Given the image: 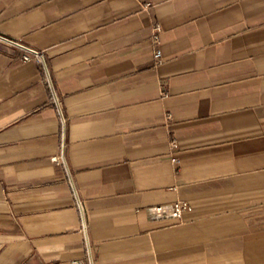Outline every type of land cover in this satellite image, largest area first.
<instances>
[{"label": "crops", "instance_id": "1", "mask_svg": "<svg viewBox=\"0 0 264 264\" xmlns=\"http://www.w3.org/2000/svg\"><path fill=\"white\" fill-rule=\"evenodd\" d=\"M75 259L264 264V0H0V264Z\"/></svg>", "mask_w": 264, "mask_h": 264}, {"label": "built area", "instance_id": "2", "mask_svg": "<svg viewBox=\"0 0 264 264\" xmlns=\"http://www.w3.org/2000/svg\"><path fill=\"white\" fill-rule=\"evenodd\" d=\"M160 31H161V27H160L159 23L154 22L153 25L151 26L150 39H151V43L155 47L154 56L159 61L161 60V56H162L161 49L159 47ZM9 41L13 42L10 39H9ZM25 49L26 50H25V53L23 55L25 58H28L30 54H34L36 59L39 62L43 63V55L40 52L32 51L26 47H25ZM54 101L56 103H58V99L56 96L54 97ZM53 160L60 162L63 160V155L55 156V157H53ZM78 206H79V209L81 212V219H82L81 230L83 232H85V230H86V216H85L84 207H83L80 200L78 201ZM187 207H188V205L184 201H175V202L169 203V204L155 205V206L151 207L150 210H151L152 218H180L182 211L184 209H186ZM71 264H85V263L79 259H75L71 262Z\"/></svg>", "mask_w": 264, "mask_h": 264}]
</instances>
